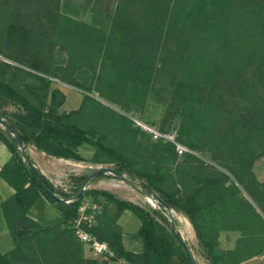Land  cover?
I'll return each instance as SVG.
<instances>
[{
    "label": "trees",
    "instance_id": "16d2710c",
    "mask_svg": "<svg viewBox=\"0 0 264 264\" xmlns=\"http://www.w3.org/2000/svg\"><path fill=\"white\" fill-rule=\"evenodd\" d=\"M83 7L93 14L91 21L70 0H0V54L36 70L0 61V100L21 108L14 118L1 109L0 115L26 150L32 144L49 156L84 160L78 147L87 143L95 148L92 162H113L147 192L156 190L173 210L187 214L211 264H238L262 254L264 217L242 188L264 212V180L253 169L264 156V0H84ZM56 50L66 53L65 60L53 58ZM90 70L89 83L75 78ZM51 76L94 88L125 107L161 104L169 125L160 130H175L176 139L194 152L180 155L164 138L151 147L134 142L131 118L88 93L79 108L61 110L66 93L53 86ZM110 115L119 119L114 128L131 136L132 152L108 140ZM0 140L12 153L0 175L15 188L0 200L14 240L12 249L0 252V264H99L85 256L71 227L90 174L73 176V192L43 174L52 191L71 197L60 200L43 188L1 124ZM103 175L113 174L98 176ZM93 191L117 207L116 215L101 210L90 228L113 251L103 255V264H191L163 204L151 209L106 189ZM42 199L59 211L57 221L31 216ZM125 210L141 219V250L124 243L117 218ZM224 229L241 232L232 248L220 247Z\"/></svg>",
    "mask_w": 264,
    "mask_h": 264
},
{
    "label": "rangeland",
    "instance_id": "374dc122",
    "mask_svg": "<svg viewBox=\"0 0 264 264\" xmlns=\"http://www.w3.org/2000/svg\"><path fill=\"white\" fill-rule=\"evenodd\" d=\"M70 1L80 6L82 10V17H84L88 21L92 20L93 14L87 9L83 10L84 0ZM1 55L6 57L9 61L18 64L19 66H22L28 70L36 71L35 69L28 66V62H25L26 64H24L16 60L9 59L4 53H1ZM53 58H60V60H65L66 53L63 51L61 52L59 50H56L53 53ZM91 74V70L89 72H78L76 73L75 78H77V80L81 82L84 81L86 83H89ZM51 77L53 79V86L60 87L66 93V101L61 106V110L70 111L79 108L83 102L84 94L88 93L91 98H94L102 102L104 105L113 108L117 112L130 117L132 122L129 123V125L130 128L134 131V135L132 137L134 139V142L136 141L138 144L140 143V145L151 147L155 142L158 141V139L152 135L150 129L147 126L140 124L138 120L156 129H162L161 126L164 123L166 126L169 125L168 118H166L165 116V110L159 103L150 101L147 102L145 106L141 107L140 110H137L132 106L125 107L122 104H118V102L108 98L106 95L102 94L100 91L95 90L94 88L92 91H88L80 86L61 80L58 77ZM25 79H27V77L24 78V80ZM0 109L6 112L7 117L14 118L13 112L18 111L21 108L19 104L15 103L13 100L8 98L0 100ZM109 117L110 118H107L108 120L105 121L106 128H104L107 133H109L108 140L124 150L127 149L129 153L132 152L131 150L133 149V146L135 147L136 145H134V142L131 141V136L129 134H122L121 131L114 128V126L118 125L119 123L117 115H110ZM171 132H173V134H175L176 136L175 130L172 129ZM131 142H133L132 148L130 147ZM29 148L33 151L34 155H36L38 161L41 163L45 175L58 188L68 192H73V190L76 189V184L73 179V176H78L81 174L89 175L94 170L103 165L114 166L113 162H92L90 158L92 157L95 148L87 143H84L78 147L79 152L85 157L84 160L49 156L44 151L35 149L36 147L32 144L29 145ZM135 154L138 155L139 152H135ZM197 154L203 157L207 163H211L218 166V164L215 161L211 160L207 154L203 155L200 152H197ZM253 169L258 179L264 180V156L259 157L255 161ZM125 176L127 177V179H124L120 176H116L114 174L94 177V179L89 180L84 187V199L98 202L99 204H101V210L107 209L108 212L112 215H116L117 213L116 204L114 202L108 201L101 194L93 190L106 189L119 198L130 200L146 208H160L158 204L159 202L154 198L152 192H147L143 188L139 180L130 179L127 175ZM82 187L83 184L81 188ZM242 192L244 196L255 205L257 211L264 217L263 210L254 202L249 193L244 188H242ZM173 213L175 215V230L180 233L182 238L189 245L196 259L201 264H211L200 246L195 229L187 214L183 211L176 210H173ZM167 214L171 221V215L169 211ZM117 222L119 223L120 229L123 232V238L125 239L126 247L130 249L141 250L143 248V242L138 234V229L141 225V219L135 214H133L131 211L125 210L119 215V217L117 218ZM240 235L241 232L239 230H222L219 236L220 247L224 249L234 247L236 245V240ZM84 246L85 256H87L88 258H98L100 259L99 264H103L102 260L104 258V254H95L88 245L84 244ZM249 260H264V252L260 255L254 256L252 259Z\"/></svg>",
    "mask_w": 264,
    "mask_h": 264
},
{
    "label": "built area",
    "instance_id": "2783aa9c",
    "mask_svg": "<svg viewBox=\"0 0 264 264\" xmlns=\"http://www.w3.org/2000/svg\"><path fill=\"white\" fill-rule=\"evenodd\" d=\"M9 61L0 54V61ZM140 124L147 126L155 138H164L175 143L178 154H184L187 151L194 152L184 143L176 139L175 134L163 132L160 129L152 128L146 123L138 120ZM64 196V195H63ZM71 200V197L65 196V201ZM101 212V204L96 201L85 199L79 206L77 215L71 221V227L76 237L88 245L95 254H113L110 244L107 240L100 239L90 228L97 222V216Z\"/></svg>",
    "mask_w": 264,
    "mask_h": 264
},
{
    "label": "crops",
    "instance_id": "0c3cea01",
    "mask_svg": "<svg viewBox=\"0 0 264 264\" xmlns=\"http://www.w3.org/2000/svg\"><path fill=\"white\" fill-rule=\"evenodd\" d=\"M37 149V148H35ZM28 153L35 161V163L41 168L43 174L44 170L42 169L41 163L38 161L36 155H34L33 151L30 150L29 146L27 147ZM11 151L7 147V145L0 140V169L2 166L8 162L11 158ZM52 159V158H50ZM52 161V160H51ZM15 188L9 184L1 175H0V200H5L9 198L12 194H14ZM31 216L35 219L40 220L41 222L52 223L59 219L60 214L56 207L47 199H42V201L32 207ZM124 243L126 245L125 239ZM14 247V240L10 234V231L7 227L6 220L4 215L0 209V252H6ZM253 258V257H252ZM250 258V259H252ZM108 264H131L124 259L119 260H111ZM238 264H264V260H244Z\"/></svg>",
    "mask_w": 264,
    "mask_h": 264
},
{
    "label": "water",
    "instance_id": "95a60500",
    "mask_svg": "<svg viewBox=\"0 0 264 264\" xmlns=\"http://www.w3.org/2000/svg\"><path fill=\"white\" fill-rule=\"evenodd\" d=\"M0 124H2L4 126V128H6L8 130V132L16 139V141L19 144V147L21 148L23 157L25 159V161H27L30 166L33 168V170L36 172L39 182L40 184L43 186V188L49 192L52 196H55L56 198L60 199V200H65V196L58 194L54 191H52L44 182L43 180V172L41 170V168L35 163V161L32 159V157L30 156V154L27 152L25 144H24V140L23 138L16 132V130L14 129V127H12L7 120L2 117L0 115ZM102 173H112L116 176H120L124 179H127V177L124 175L123 172H121L120 170L116 169L114 166H109V165H103L100 166L99 168H97L96 170H94L89 176L88 178L84 181L83 183V187L80 190V195L83 194V190L85 185L88 183L89 180H91L94 177H97L98 175L102 174ZM152 194L154 196V198L161 204H163L169 211L170 215H171V229L173 231L175 230V226H174V213H173V209L171 208L170 204L154 189H152ZM180 240L183 243L186 255L190 261L191 264H201L196 257L194 256L192 250L190 249L189 245L186 243V241L182 238V236L179 234L178 235Z\"/></svg>",
    "mask_w": 264,
    "mask_h": 264
}]
</instances>
